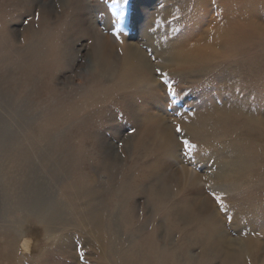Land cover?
<instances>
[{
  "label": "rangeland",
  "instance_id": "374dc122",
  "mask_svg": "<svg viewBox=\"0 0 264 264\" xmlns=\"http://www.w3.org/2000/svg\"><path fill=\"white\" fill-rule=\"evenodd\" d=\"M77 1L0 0V246L9 240L3 235L12 234L14 227L29 228L34 224L32 220L26 222L27 217L23 219L25 223H19L20 214L29 215L32 211L27 205L20 206L23 200L15 197L17 189L11 185L39 186L47 204L50 201L56 204L62 217L72 223L69 230L64 229L72 234L75 216L65 199L67 183L92 185L91 191L104 196L108 210L127 185H151L150 169L158 166L160 175L168 172L173 175L169 181L173 185V198L157 208L141 192L134 200V216L130 214V218L138 227L146 217L151 220L154 216L147 226L149 232L154 230V246L160 248L163 242L158 235L168 231L170 221L167 211L173 202L184 198L176 186L185 184L181 182L182 169L172 162L171 166L160 165L162 150L148 141L149 124L142 118L159 110L165 113L167 124L177 138L180 166L193 169L202 177L204 191L214 200L231 237L251 234L264 241V126L259 121L264 117V35L261 39L237 41L231 49L223 39L210 36L209 42L216 46L209 51L205 64L183 72L154 66L166 73L162 77L155 69L156 78L163 83L158 97L148 98L144 91L130 96L116 79L120 65L114 68L116 71L105 72L100 65L92 64L95 42L98 40L99 45L100 37L110 35L118 44L120 55L119 48L134 41L142 46L153 65L161 64L163 61L154 56V47L182 42L185 35L194 31L192 27L199 21L198 8L203 3L201 0H130L126 15L117 27L111 0H84L96 33L94 42L81 33L86 22ZM209 1L220 14L231 11L233 18L240 12L246 17L250 13V6L245 5L247 0L244 3ZM226 25L221 21L220 26ZM169 85L175 90L174 97L168 91ZM127 87L134 90L130 84ZM177 125L182 129L179 133ZM182 139L197 146L193 156L183 148ZM243 161H251L249 171L242 165ZM152 162L156 165H151ZM223 169L226 175L221 176ZM213 192L223 196L225 209H221ZM22 195L26 197L27 193ZM78 225L76 238H79ZM176 228L179 230L174 242H178L184 230L178 225ZM123 229L124 242L133 231L128 233L124 223ZM20 240L14 250L3 249V253L8 252L12 257L7 261L1 253L0 264H33L37 259H44L47 264H109L98 261L95 250L86 243L77 245L78 255H72L69 260L59 254L57 240L50 245L53 251L41 257L33 252L32 239L28 242L30 247L23 246ZM198 252L199 249H194L192 254Z\"/></svg>",
  "mask_w": 264,
  "mask_h": 264
},
{
  "label": "bare ground",
  "instance_id": "6f19581e",
  "mask_svg": "<svg viewBox=\"0 0 264 264\" xmlns=\"http://www.w3.org/2000/svg\"><path fill=\"white\" fill-rule=\"evenodd\" d=\"M241 1L244 3L243 0ZM201 3L203 4L198 8L199 11L197 13L199 21L195 22L192 27L195 32L192 31L189 35H185L183 38L184 40L178 44L174 43L172 46L168 45V47L162 45H160L159 48L154 47V56H156L158 61L162 60L163 62L153 65L154 63L148 58L142 46L134 41L127 42L124 44L123 48L120 47V55L117 53L118 44L112 40L110 35H103L100 37V43L97 45L98 40L96 42L94 41V35L96 34L93 31L94 26L90 23L89 17L87 16L86 3L84 0H78L77 7L80 8L81 14L84 13L85 19L83 17V20L84 23L86 22V25L81 28V33L89 36L88 39L92 38L95 42L91 55L92 64L100 65L105 72L111 71V69L114 68L116 69V67L120 65L121 70L118 72L120 75L118 74L116 79L118 82L122 83L119 87L124 90L126 95L136 96L140 91H144L148 98L150 96L156 98L158 97V91L163 88V83L156 78L155 69L157 68H154V66H158V68L167 71L173 70L180 72L199 68L205 64V61L207 62L209 51L211 49L215 50L216 45L211 43V41L209 42L210 36L223 39L224 44L228 45L229 49H231L230 47L237 41L238 43H242L251 38L261 39L264 35V0H247L245 5L250 6L249 15L246 17L244 13L240 12L236 14L237 18L232 17L231 11L220 14L218 8H216V6L213 8L209 0H201ZM227 5H229V3H227ZM221 21H224L227 25L220 26ZM149 28L151 29V27ZM216 50L218 51V49ZM115 69L114 71H116ZM129 84L134 89L133 91L128 89L127 85ZM60 115L61 114H59V116ZM166 119L165 113L161 110L142 118L144 123L149 124V131L147 132L148 141L150 139L151 145L152 143L158 145L160 150H162L163 156L160 160V165H169L170 162H172L176 167L181 168L183 171V174H181L183 181L181 182L185 184L184 186H176V191L178 190L181 192L184 198H180L173 202L171 208L167 211V214L170 215V219L168 218L170 221L168 223V231L162 233V236L158 235L163 242L160 248L157 249L154 246V242L152 241V238H154L153 236H155L154 230L149 232L147 226V223L151 222L154 216L150 214L153 218L149 220L150 217H146L145 221L137 227L134 222H131L134 220L130 218V214L135 211L134 200L141 192L146 193L157 205V208H159L160 205L165 206L168 201L173 198V185L169 183L173 175H169L168 172L169 166L171 165L165 170L168 172L167 175H160L157 172L160 171V167L158 166L155 170L150 169L153 173V175L152 173L149 174V176L152 177L151 185L142 183L127 185L122 194L118 193V200L115 204L113 203L114 205L108 210L105 209L106 200L104 196H97L96 192L94 193L91 191L92 185H67V183L65 185L67 194L65 199L66 203L71 206L69 209H71L72 215L75 216V231L77 230V222L79 223V238L75 237V231L72 232V234L66 232L69 230V226L72 225V223L67 218L62 217L61 211L56 204L51 201L47 204V199L41 196V188H39V186L11 185L13 189H17L14 192L15 197L25 201H21L20 206L24 207L27 205L32 211L29 215L20 214L19 223H25L23 219L27 217L25 218L26 222L32 220L34 224L31 223L32 225L29 228L19 225L20 228L14 227L12 234H4L3 236H8L9 240L5 246H0V255L3 253L4 248H6L5 252L9 249L14 250L19 240L23 237V239L20 240L23 246L30 247L33 243L31 248L35 254H39V257L51 253L53 249H51L50 245L57 240L58 250L60 251L59 254L69 260L72 258V255H74V257L78 255L75 250L77 245L86 243L95 250L96 255H98V261L108 262L109 264H214L215 262H219L220 264H250L249 261H251V264H253V262L264 264V241L260 238L253 237L251 234H240L237 238L231 237L229 231L226 229V221L218 212V207H216L214 200L204 191L202 177L195 170L180 166L181 162L179 163L178 154L176 155L179 144L175 134L167 124L168 119ZM260 119V124L264 126V117ZM136 120H139L138 116H136ZM47 127H49V125H47ZM138 136L140 135L138 134ZM141 138L142 137L139 139ZM139 142L140 140H138V146ZM112 152H114V149ZM32 160L31 162H33ZM250 162L251 161H243L244 164L242 165L247 171L250 170L249 166H252ZM153 163L154 162L151 164L153 166L159 164V162L156 163V161V164ZM231 168L233 167L231 166ZM177 171H175L177 173L175 175L179 176ZM222 175H226L225 169L221 172V176ZM104 189L103 187V190ZM22 193H27V196H23ZM9 195L10 194H8L7 200L9 199ZM13 203L19 204L18 200H13ZM149 206L151 207V205ZM132 215L134 216V214ZM121 222L124 223V227L125 229L127 228L126 230L128 233L133 231V234L126 235L124 242L122 240L125 231L123 229V223ZM56 223L59 225L57 226L58 228L54 226ZM176 225L184 229L178 242H174L173 239L175 233L179 230L176 228ZM160 228L162 231V226H160ZM64 229H66V231H64ZM133 235L135 238H133ZM24 236L26 237L24 238ZM30 239H32L31 244L28 243ZM46 241L49 243L48 245L43 244ZM131 241H133V243ZM165 246L169 247L166 248ZM194 249H199L198 254H192ZM4 253L3 259L8 261L12 255L10 256L8 252ZM33 264L47 263L44 259H37ZM99 264H102V262Z\"/></svg>",
  "mask_w": 264,
  "mask_h": 264
},
{
  "label": "snow or ice",
  "instance_id": "6c2138e0",
  "mask_svg": "<svg viewBox=\"0 0 264 264\" xmlns=\"http://www.w3.org/2000/svg\"><path fill=\"white\" fill-rule=\"evenodd\" d=\"M130 0H111V9H112V15L115 17V20L117 21V27L120 22L123 21L125 15H126V9L127 5H129ZM38 18V14H37ZM162 77H166V73H161L160 69L156 70ZM165 83H167V80L165 79ZM168 91L171 93V95L174 97L176 95L175 90L171 87V85L168 86ZM176 131L179 133L182 131L179 125L176 127ZM181 143L183 145V148L187 151V154L189 156L192 155V153L196 149V145L191 143L187 139H182ZM214 199L217 201L221 209H225L226 205L224 203V198L222 195H217L215 192L212 193Z\"/></svg>",
  "mask_w": 264,
  "mask_h": 264
}]
</instances>
